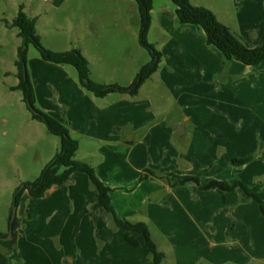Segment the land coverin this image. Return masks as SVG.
Segmentation results:
<instances>
[{"label":"rangeland","instance_id":"1","mask_svg":"<svg viewBox=\"0 0 264 264\" xmlns=\"http://www.w3.org/2000/svg\"><path fill=\"white\" fill-rule=\"evenodd\" d=\"M190 1L213 10L250 47L262 44L264 15L258 6H247L249 0ZM21 3L30 16L37 17V33L43 46L58 52L79 49L89 60L91 80L97 83L129 86L142 65L152 60L150 50L139 41L140 21L135 0H0V230L9 234L10 216L17 206V262L22 264H153L144 236L134 233L140 244H130L111 212L99 205L98 191L93 184L88 185L91 183L88 174L77 172L79 178L52 187L40 198L31 196L29 189L24 188L53 161L61 149V138L51 133L43 121L34 118L35 111L25 100L23 91L12 89L20 82L16 62L21 46L28 49L26 69L34 86L36 108L65 123L69 130L72 127L67 120L71 122L79 117V103L83 101L90 106V101L96 99L101 104L120 95L109 93L105 99L95 96L83 86L73 65L47 61L34 43L23 45L22 37L15 35L19 29L2 19L18 12ZM154 6L148 40L162 54V62L138 95V99L150 100L153 105L145 108L143 114L177 126L178 134L184 126L181 119L188 114L233 115L239 111L235 103L240 100L254 101L255 114L264 119V62L255 65L253 71L242 73L241 78L226 72L225 60L214 77L203 79L202 90L210 100L204 98V103L200 91L198 95L195 91L189 94L184 90L167 92L159 88L169 80L167 76L175 57H184L186 50L178 37L183 26L176 14V4L172 0H154ZM198 33L205 35L201 28ZM164 92L166 105L164 101L153 103V98L162 97ZM222 100L225 102L221 103ZM178 120L181 125L174 124ZM262 124V131L246 146L228 149V155L249 158L247 163L237 164L241 173L260 164L264 166ZM89 126L95 127L94 121L85 128L90 129ZM81 136L73 135L82 143L92 141ZM83 156L87 162L92 161L84 150L76 158L80 160ZM127 172L132 174V169L128 167ZM18 188H24V192L15 204ZM156 237L153 234L155 241L158 239V248L166 255L162 264H178L175 249ZM20 239L26 245L19 246ZM208 249L213 247L208 245ZM179 258L184 264L183 254ZM205 261L196 264H210ZM222 264L236 263L225 260Z\"/></svg>","mask_w":264,"mask_h":264},{"label":"crops","instance_id":"2","mask_svg":"<svg viewBox=\"0 0 264 264\" xmlns=\"http://www.w3.org/2000/svg\"><path fill=\"white\" fill-rule=\"evenodd\" d=\"M250 4L258 6L264 15V0H249L247 6ZM20 5L25 8L24 4ZM17 13L2 19L11 23ZM181 24L178 37L186 54L175 57L167 76L169 80L159 88L167 92L184 90L189 94L195 91L198 95L200 91L204 103V98L206 101L208 98L202 90L205 89L203 79L207 80L209 75L214 77L225 60L229 75L242 78V73L253 71L255 66L236 59L227 60L221 50L208 43L204 31L205 35L198 33V26ZM15 35L20 38L19 31ZM159 69L160 65L154 74ZM143 86L136 96L119 93L120 97L112 101L99 104L94 99L90 106L83 101L77 105L79 117L71 122L67 120L72 127L70 133L72 137L76 133L83 140L92 141L82 143L73 137L79 142L76 157L84 150L89 161H94L88 163L94 164L97 175L112 188V205L118 217L148 223L155 236L175 249L178 264H182L180 254L184 256V264H196L202 259L210 264H222L225 260L236 264H264V214L259 202L241 188L222 194L217 189L203 187L212 180L243 181L264 199V166L260 164L241 173V168L236 167L241 164L234 163L236 157L228 155L229 148L246 146L262 131L264 119L255 114L254 101H237L235 108L239 111L233 115L188 114L181 119L184 126L180 128L184 130L178 134L177 126L143 114L145 108H153L150 100L138 99ZM165 94L153 98V103L164 101L166 105ZM91 121L95 127L85 128ZM177 123L182 122L178 120L174 124ZM85 157L80 160L87 162ZM128 167L132 174L127 172ZM77 174L70 180L79 178ZM188 177H196L199 182L194 179L180 182ZM18 245L26 243L20 239ZM208 245L213 249L209 250ZM0 264H12L8 250L1 244Z\"/></svg>","mask_w":264,"mask_h":264},{"label":"trees","instance_id":"3","mask_svg":"<svg viewBox=\"0 0 264 264\" xmlns=\"http://www.w3.org/2000/svg\"><path fill=\"white\" fill-rule=\"evenodd\" d=\"M135 1L138 5L140 21L139 41L142 46L150 50L152 53V60L142 65L129 86L102 84L91 80L89 60L79 49L58 52L44 47L40 36L37 33V17L30 16L25 11L23 5H20L19 11L11 23L5 21L9 26L17 27L19 29V36L23 39V45L34 43L40 49L41 56L45 60L58 64L73 65L78 71L83 86L94 93L95 96L104 97L113 92L137 95L143 84L158 70L162 54L157 51L148 40L150 27L152 25L154 0ZM172 1L177 6L176 13L179 21L183 24H194L201 28L206 33L208 43L221 50L227 60L230 61L236 59L250 66L259 65L264 62V36L262 44L255 47H249L228 25L220 21L216 13L210 8L193 5L190 0ZM27 51V48L23 49L22 46L20 47L19 60L16 62L19 68L20 82L16 86H13L12 89L22 90L25 100L29 103L30 108L35 111L33 113L34 118L43 121L51 133L60 136L61 149L56 154L53 161L42 171L41 175L35 181L26 183L24 188L29 189L31 196L40 198L43 197L52 187L70 181L75 172L88 174L92 184L98 191L99 205L111 212L116 225L125 230L127 241L132 245H139L140 242L134 237V233H141L144 236L145 243L152 256L153 264H162L166 255L158 248L157 243L153 238V231L150 225L144 221H131L129 219L118 217L116 210L112 205L110 195L112 188L100 179L92 164L76 158L79 149V142L72 137L68 126L55 117L36 108L34 86L30 80L29 74L26 73L25 75L23 70V66L27 63ZM248 161L249 158L234 159V163L241 165ZM191 179L199 182V179L196 177H188L180 182L185 183ZM203 187L207 189H217L222 194H225L227 191L241 188L259 202L261 211L264 214L263 197L243 181L230 183L223 180H212ZM24 188H18L15 194V204L20 202ZM11 219L12 213L10 216V227L13 228V238L7 241L4 240L3 237L7 236L8 233H4L0 230V244L8 250L11 262L14 264V262L18 260L17 238L15 235L17 219H15L13 223H11Z\"/></svg>","mask_w":264,"mask_h":264},{"label":"water","instance_id":"4","mask_svg":"<svg viewBox=\"0 0 264 264\" xmlns=\"http://www.w3.org/2000/svg\"><path fill=\"white\" fill-rule=\"evenodd\" d=\"M25 47H27V45ZM23 70H24V74L26 75V73H27L26 65L23 66ZM86 81H88V80H86ZM183 130H184V128H180L178 130V132L181 133ZM16 214H17V206H15L13 209L11 223H13L14 220L16 219ZM12 238H13V228L11 227L9 234L7 236L3 237V239L7 241V240H11Z\"/></svg>","mask_w":264,"mask_h":264}]
</instances>
